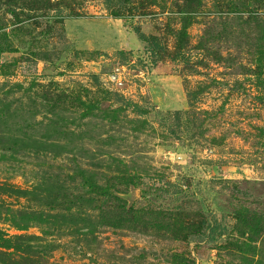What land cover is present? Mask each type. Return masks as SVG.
Wrapping results in <instances>:
<instances>
[{
  "label": "rangeland",
  "instance_id": "1",
  "mask_svg": "<svg viewBox=\"0 0 264 264\" xmlns=\"http://www.w3.org/2000/svg\"><path fill=\"white\" fill-rule=\"evenodd\" d=\"M18 1L0 12V264H264V230L240 236L264 225V0ZM89 179L202 238L111 225Z\"/></svg>",
  "mask_w": 264,
  "mask_h": 264
},
{
  "label": "trees",
  "instance_id": "2",
  "mask_svg": "<svg viewBox=\"0 0 264 264\" xmlns=\"http://www.w3.org/2000/svg\"><path fill=\"white\" fill-rule=\"evenodd\" d=\"M61 1L64 2V0ZM105 1L107 8L110 10V13L114 17H123L124 10H128L129 12H132L134 8L132 6V0H105ZM184 1H185V8H184L185 13L194 12L196 8L201 6L203 2V0H184ZM33 3H36V5H31L23 9L47 10L52 7V5L50 4L51 0H34ZM18 7H21L19 6L18 0H7L6 2L0 0V12L4 9L5 11H10L16 15ZM80 15L81 14H79L76 11L69 14H65V16L67 17H73V16L78 17ZM186 18H190V17L186 15ZM253 18L256 21H258L260 30L262 31L263 29L264 31V25L261 23L264 21L263 20L261 21V17L254 16ZM187 28H188V24L186 22L183 28L178 30L177 32V34H179V38L184 39V42H186V40L188 41L189 38L187 33ZM135 29H136L135 31L138 33L139 38L147 42L149 48L148 51L151 52V55L155 57L154 62L161 59L163 56L161 55V48L159 46V43L156 42V37L154 35L144 34L143 32H140L139 29L138 31L137 28ZM183 47L184 46L182 45L178 46L177 53H175V55L173 56L174 59H177V56L181 55V53L178 52H180ZM5 49L6 46L4 45L3 42L0 41V53L5 51ZM256 51L257 54H255ZM256 51H253V54L256 56V59H258V61L262 62V60L264 59V48L263 49L261 48L260 50H256ZM120 53L124 55L125 52L121 51ZM175 114L176 117H178V120L180 121L179 123H182V111L179 110ZM88 181L87 182L91 187V191L102 196L103 199H106L105 201H107V203L104 205L112 206L111 211L113 210L112 214H114L115 216L114 218L111 217V220L109 219V223L111 225L114 224V226L121 227L120 225H124L128 222L130 223V225H132V227L136 229L142 228V230H146V231L165 230L166 232H170L171 234L174 233L176 238L179 239L198 240L202 238V233H203L201 230L202 227H200V225H198L195 222L193 223L187 222L188 223L187 225L185 223V220L181 218L179 214H177L176 212H170L164 210H157V211L155 210V211L146 212L144 210L135 209L134 207H127L126 203L121 197L114 195L113 191L111 190L110 184L107 183L100 184L99 182H96V180L94 181L93 179H89ZM115 188L119 189L118 186H115ZM108 200L113 201L112 204H109ZM101 217L104 218L105 216L102 214ZM31 219L32 217H29L26 220H31ZM243 226H242V231L240 230V236H245L248 234V238L251 237V240H253L252 237L254 236V234L260 231L262 232L264 230L263 217H252V218H248L247 220L243 219ZM211 228H213V225L211 224V222H209L207 224V229H211ZM220 233L221 234L226 233V229L225 228L223 230L221 229ZM0 238H3L1 236V232H0ZM1 244H2L1 246H3L6 243H1ZM7 247H12V246H7ZM240 247L244 249L243 246Z\"/></svg>",
  "mask_w": 264,
  "mask_h": 264
}]
</instances>
